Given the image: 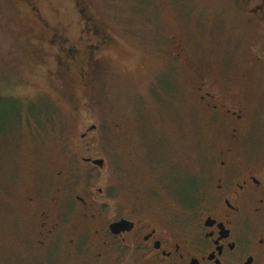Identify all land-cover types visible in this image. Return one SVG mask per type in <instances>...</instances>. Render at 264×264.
<instances>
[{"label":"rangeland","instance_id":"rangeland-1","mask_svg":"<svg viewBox=\"0 0 264 264\" xmlns=\"http://www.w3.org/2000/svg\"><path fill=\"white\" fill-rule=\"evenodd\" d=\"M258 38L241 0H0V264L35 262L25 199L46 204L62 171L111 209L181 208L228 130L201 80L245 93L264 141Z\"/></svg>","mask_w":264,"mask_h":264},{"label":"flooded vegetation","instance_id":"flooded-vegetation-1","mask_svg":"<svg viewBox=\"0 0 264 264\" xmlns=\"http://www.w3.org/2000/svg\"><path fill=\"white\" fill-rule=\"evenodd\" d=\"M241 3L259 37L255 62L261 67L264 0ZM199 83L196 104L228 124L218 136L209 182L192 184L187 201L176 191L181 208L149 202L147 208L111 209L86 192L73 194L76 177L62 171L46 204L31 195L25 199L31 225L22 236L37 252L33 264H264V141L251 138L250 128L258 106L249 105L245 93L236 97L225 86ZM93 160L82 158L102 170L104 163L97 167Z\"/></svg>","mask_w":264,"mask_h":264},{"label":"water","instance_id":"water-1","mask_svg":"<svg viewBox=\"0 0 264 264\" xmlns=\"http://www.w3.org/2000/svg\"><path fill=\"white\" fill-rule=\"evenodd\" d=\"M95 127H91L90 130H93ZM93 165H96L97 167H102L103 166V160L101 159H96L92 161Z\"/></svg>","mask_w":264,"mask_h":264},{"label":"trees","instance_id":"trees-1","mask_svg":"<svg viewBox=\"0 0 264 264\" xmlns=\"http://www.w3.org/2000/svg\"><path fill=\"white\" fill-rule=\"evenodd\" d=\"M83 59V58H82Z\"/></svg>","mask_w":264,"mask_h":264}]
</instances>
